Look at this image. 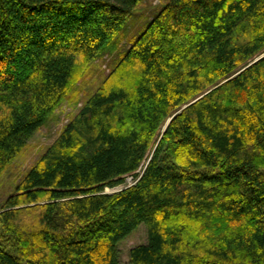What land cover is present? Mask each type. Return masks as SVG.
Wrapping results in <instances>:
<instances>
[{
  "label": "trees",
  "instance_id": "16d2710c",
  "mask_svg": "<svg viewBox=\"0 0 264 264\" xmlns=\"http://www.w3.org/2000/svg\"><path fill=\"white\" fill-rule=\"evenodd\" d=\"M145 1L0 0V177L114 58L4 203L0 264H120L143 223L131 264H264V0H169L130 33Z\"/></svg>",
  "mask_w": 264,
  "mask_h": 264
},
{
  "label": "rangeland",
  "instance_id": "374dc122",
  "mask_svg": "<svg viewBox=\"0 0 264 264\" xmlns=\"http://www.w3.org/2000/svg\"><path fill=\"white\" fill-rule=\"evenodd\" d=\"M169 0H146L138 7L129 23L130 33H137L143 28L148 20L153 18L155 13L163 7ZM114 58L107 56L98 62L93 75L78 93L68 97L62 105L54 112L50 120L36 132L30 139L27 146L17 155L9 165L4 174L0 177V212L6 200L17 190L18 184L31 170L32 166L43 156L45 151L58 138L68 122L80 111L85 101L100 87L105 76L109 72ZM136 178L128 176L126 182L120 186L106 189L107 192H115L135 182ZM148 227L141 224L133 233L119 244L120 264H131L130 250L132 247L148 242Z\"/></svg>",
  "mask_w": 264,
  "mask_h": 264
},
{
  "label": "water",
  "instance_id": "95a60500",
  "mask_svg": "<svg viewBox=\"0 0 264 264\" xmlns=\"http://www.w3.org/2000/svg\"><path fill=\"white\" fill-rule=\"evenodd\" d=\"M263 56H264V53H263L262 55H260L259 57H257L256 60L260 59V58L263 57ZM256 60H255V61H256ZM168 123H169V122H168ZM168 123L166 124V126L168 125ZM166 126H165V127H166Z\"/></svg>",
  "mask_w": 264,
  "mask_h": 264
}]
</instances>
